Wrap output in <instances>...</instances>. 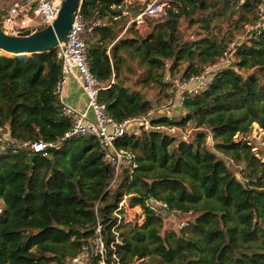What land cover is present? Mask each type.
<instances>
[{
  "label": "trees",
  "instance_id": "16d2710c",
  "mask_svg": "<svg viewBox=\"0 0 264 264\" xmlns=\"http://www.w3.org/2000/svg\"><path fill=\"white\" fill-rule=\"evenodd\" d=\"M168 1L173 7L164 18L151 19L145 35L115 40L123 25H114L120 11L111 7L124 0H81L87 21L106 20L86 43L92 74L110 84L100 92V101L116 121L153 105L139 88L120 84L122 61L138 57L148 78L166 89L172 84L166 71L171 76L180 72L181 78L200 74L226 50L207 32L185 39L182 24L196 25L197 34L208 31L209 8L229 0ZM259 2L244 0L241 6L254 8L252 23ZM251 31L247 42L233 49L235 63L217 68L205 90L185 95L184 115L152 120L169 127L190 122L201 129L195 139L185 141L160 129L124 135L116 145L134 154L137 167L131 177L122 169L113 185V170L92 138L61 140L71 123L54 94L61 73L55 51L0 54V128L7 127L13 141L0 148V264H67L65 258L88 244L98 224L109 264L113 255L118 264L151 256L161 264H264V160L248 141L234 140L249 132L252 123L264 131V27ZM184 62L183 69L178 67ZM205 130L212 135V148ZM38 140L53 145L46 155L28 156L27 147H16ZM224 157L244 165L242 179ZM124 197L130 207L141 208L142 225L121 223L114 215L122 211L118 205ZM156 201L166 203L168 212L188 214L187 225L161 234L163 213L168 212L155 210ZM91 264H98L96 257Z\"/></svg>",
  "mask_w": 264,
  "mask_h": 264
},
{
  "label": "built area",
  "instance_id": "2783aa9c",
  "mask_svg": "<svg viewBox=\"0 0 264 264\" xmlns=\"http://www.w3.org/2000/svg\"><path fill=\"white\" fill-rule=\"evenodd\" d=\"M63 1L65 0H12L5 8L1 9L0 27L6 33L17 34L26 29L33 32L51 25L56 19ZM135 1L139 5L138 11L128 17L126 25L118 37L123 36L129 30L140 36L145 35L150 30V20L161 16L167 4V0ZM128 4H131V1ZM121 7L122 5L112 6L111 8L120 10ZM120 13L129 15L127 10L124 9ZM255 16L256 21L247 24L245 28L257 29L263 27L264 0H260L257 4ZM118 17L120 15L114 17V19ZM105 24V19L99 17L87 21L82 16L80 10H78L66 34L65 41L59 42L54 49L61 66V73L54 89V94L59 97L61 102V92L69 76H72L80 84L82 93L86 98L87 108L85 111H78L73 106L65 105L61 102L62 113L70 119L71 123L70 129L61 137V140L72 137L92 138L97 143L103 161L107 162L113 170V177L110 183V185H113L118 178V173L122 169H128L129 177H131L134 169L137 167L134 154L128 150L119 148L116 145V141L124 135L136 134L140 126H143L145 131L159 129L160 126H155L152 123L154 118L173 115L176 107L184 111L182 105L185 95L193 96L209 86L212 76L211 78L206 77V70L219 68L224 64L229 65L230 61L227 57V51L224 52L218 61L204 67L200 74L176 79L175 86L179 94L175 95L171 90L168 93L169 95L159 105H152L146 112L119 122L108 114L106 105L99 98L100 92L108 88L110 84L101 83L92 74L88 58L86 36L91 34L95 28L104 26ZM134 126L137 127V131H130ZM3 134H5L4 137ZM0 136H2V138L0 137L1 149H5L9 142H13L9 139L8 132L5 129L0 128ZM51 146H53L51 143L41 140L23 142L16 145L17 148L27 147L28 156L32 152H41L43 155H46V148ZM125 203L124 197L119 202L120 207L124 206ZM152 204L155 210L162 208L168 212L169 207L166 203L156 201ZM3 208L4 204L0 200V213H2ZM168 213L181 214L176 210ZM186 225V220H182L180 227H185ZM94 257L97 258L98 264H109L105 260L106 248L99 224L88 244L81 245L79 252L75 256L66 257L65 261L67 264H91ZM112 257L115 260H112L111 264H118L115 255Z\"/></svg>",
  "mask_w": 264,
  "mask_h": 264
},
{
  "label": "rangeland",
  "instance_id": "374dc122",
  "mask_svg": "<svg viewBox=\"0 0 264 264\" xmlns=\"http://www.w3.org/2000/svg\"><path fill=\"white\" fill-rule=\"evenodd\" d=\"M127 1H131V4H125ZM212 2H215L216 0H211ZM257 1V0H253ZM10 0H0V5L2 7H5L9 4ZM217 2V1H216ZM244 0H229L228 5H221L218 4L216 7H210V14L208 15L209 19V30L208 31H202L201 33H198V29L196 25H193L191 27L186 28V23L182 24V30L184 29L183 37L185 39H196L199 37L202 33H209L211 37L216 40L217 42H223L226 44V50L227 51V57L231 64L235 63L236 59L233 56V49L236 45H239L241 43L247 42V40L252 36V29H247L245 26L248 23H252L254 20V8L250 11L244 10L241 8ZM138 2H134V0H124L123 7L119 10L120 12L124 9L127 10L129 15L121 14L122 16L118 17L117 23L114 25L117 27H124L128 17L134 15L139 8ZM168 7H173L172 4L167 0V4L164 8V13L158 17L157 21L160 18H164L166 16V9ZM156 22V21H155ZM154 23V22H153ZM247 23V24H245ZM263 27H264V20L262 21ZM256 30V29H254ZM121 31V30H120ZM120 31L115 32V40H117L120 35ZM120 32V33H119ZM136 36L132 30L128 31L126 35ZM138 36V35H137ZM89 41V40H88ZM89 43V42H88ZM87 43V44H88ZM131 52V51H130ZM129 52V54H130ZM120 53H124V51H121ZM132 54V52H131ZM170 62L167 61V66H169ZM130 65V66H129ZM186 65V63H182L181 65H178L181 69ZM227 64L221 65L220 67H224ZM129 66L131 68L130 72L127 73L126 68ZM120 84L127 86L130 85L134 88H139L140 92L142 93L144 98L150 100L153 105H159L166 97L164 95L165 91L166 93H169L171 90L174 92L175 95L179 94V91L176 89L175 86V80L181 78L180 72L175 73L174 75H170L168 71L165 72V78L168 82L172 83L169 87L166 89H161V86L152 81L150 78H148V72L146 71V65L141 63L139 61V58L136 56H132L131 61H122L120 64ZM217 68H212L206 70V77L211 78L213 72ZM239 72H241L243 75H247L249 71L245 70L244 68L237 69ZM113 80V79H112ZM144 80L146 82H144ZM174 85V86H173ZM181 108L176 107L174 111L175 117L179 118L180 116L184 115V111H182ZM5 127L4 129H6ZM143 126H140L138 131L137 127L134 126L130 131H137L135 135L140 134L142 131H145L143 129ZM3 129V128H2ZM160 130H164L168 132L169 134H173L179 139H183L185 141H192L195 139L197 131H200L201 129H196L190 124V122H187L183 127H169V126H160ZM205 133L207 134L206 137V143L209 147L212 148L213 146V138L212 135L205 130ZM5 134H3L4 137ZM238 135V136H237ZM2 138V136H0ZM246 140L249 142V144L252 146V151L255 153V155L264 160V131L259 127L257 123H252L251 130L247 132L246 134H236L234 136V140ZM217 153L221 155L218 151ZM226 164L229 166V168L235 172L238 179H242V171H244V165L239 162H233L230 158L224 157ZM122 208L121 212H114V215L118 217V219L121 220V223L124 224H134L142 225L143 223V212L141 208L138 206L136 207H130L127 203L124 204V206L120 207V204L118 205V209ZM163 224L161 229V234H163L165 231L169 229H178L180 227V223L182 220L188 219V214H174V213H163ZM161 260L155 256L151 257H145L142 259L135 260L132 264H161ZM50 264H57L56 262H51Z\"/></svg>",
  "mask_w": 264,
  "mask_h": 264
},
{
  "label": "water",
  "instance_id": "95a60500",
  "mask_svg": "<svg viewBox=\"0 0 264 264\" xmlns=\"http://www.w3.org/2000/svg\"><path fill=\"white\" fill-rule=\"evenodd\" d=\"M81 7V0H65L51 25L31 32L26 29L17 34L4 32L0 27V51L5 55H31L54 50L65 41L74 17Z\"/></svg>",
  "mask_w": 264,
  "mask_h": 264
},
{
  "label": "crops",
  "instance_id": "0c3cea01",
  "mask_svg": "<svg viewBox=\"0 0 264 264\" xmlns=\"http://www.w3.org/2000/svg\"><path fill=\"white\" fill-rule=\"evenodd\" d=\"M11 1L12 0H10V2ZM127 3H129V1H127L125 4H127ZM124 5L122 4V7ZM5 7H2L0 5V12H1V9L5 8ZM120 16H122L121 13H120ZM105 22H106V20H105ZM90 35L91 34L87 35L86 39H88ZM129 37H132V35L130 34ZM112 82H114V80ZM61 102L65 105L73 106L78 111H85L87 108L86 98H85L84 94L82 93L80 84L72 76L68 77L66 84L64 85V87L62 89ZM88 114L90 115V113H88Z\"/></svg>",
  "mask_w": 264,
  "mask_h": 264
}]
</instances>
